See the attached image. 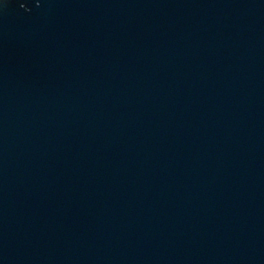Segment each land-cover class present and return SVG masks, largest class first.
I'll use <instances>...</instances> for the list:
<instances>
[{
  "label": "water",
  "instance_id": "obj_1",
  "mask_svg": "<svg viewBox=\"0 0 264 264\" xmlns=\"http://www.w3.org/2000/svg\"><path fill=\"white\" fill-rule=\"evenodd\" d=\"M0 264H264V0H0Z\"/></svg>",
  "mask_w": 264,
  "mask_h": 264
}]
</instances>
